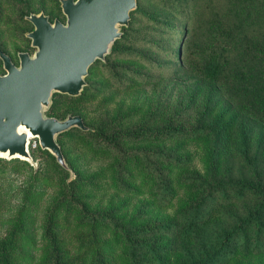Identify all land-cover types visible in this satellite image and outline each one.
Returning a JSON list of instances; mask_svg holds the SVG:
<instances>
[{
    "label": "rangeland",
    "instance_id": "obj_1",
    "mask_svg": "<svg viewBox=\"0 0 264 264\" xmlns=\"http://www.w3.org/2000/svg\"><path fill=\"white\" fill-rule=\"evenodd\" d=\"M141 5L163 20L137 16L129 35L116 43L120 54L112 55L110 49L104 61L90 67L89 89L76 97L53 94L44 115L58 119L83 115L90 131L105 119L122 129L144 122L148 126L162 125L165 120L190 129L210 124L227 109L234 121L232 141L238 139L228 149L240 148L243 137L248 136L251 151L259 150L264 161V0H141ZM39 12L51 21H65L59 0H0V48L15 64L19 52L33 55L36 50L25 36L33 29L25 17ZM177 47H181L180 62L172 53ZM129 48L134 50L127 52ZM210 61L223 69L217 82L200 79L201 67ZM160 69H164V75ZM211 111L213 115L208 117ZM149 115L154 119L146 121ZM56 141L76 170L72 176L55 164L50 152L39 148L36 138H31L28 145L33 163L0 157V242L17 253H26L27 257L16 263H36L46 222L55 212V204L68 192L66 179H74L71 200L75 212L90 215L114 211L125 218L140 214L141 224L169 222L180 199H184L183 192L176 188L175 198L166 207L155 205L146 188L143 194L119 192L113 183L118 173L117 159L130 151L177 147L188 153V167L203 173L213 147L209 137L126 141L99 150L77 130L57 135ZM96 141L94 137L92 142ZM133 173L130 179L139 183L140 176L135 170ZM28 191H40L39 206L37 196L31 202L26 199ZM23 209L28 226L13 239L14 222ZM69 214L59 210L57 230H62L65 246L81 261L84 255L77 252V247L88 239L102 240L108 236V228L100 226L94 231L88 224L80 226L72 214L68 227L65 220ZM2 248L0 245V251Z\"/></svg>",
    "mask_w": 264,
    "mask_h": 264
},
{
    "label": "trees",
    "instance_id": "obj_2",
    "mask_svg": "<svg viewBox=\"0 0 264 264\" xmlns=\"http://www.w3.org/2000/svg\"><path fill=\"white\" fill-rule=\"evenodd\" d=\"M137 16H145L150 21L161 19L144 9L141 0H137L136 9L130 13L129 25L122 27L121 37L111 46L112 55L120 54L116 43L129 35ZM133 50L129 48L127 52ZM180 52L181 47L172 52L179 62ZM158 64L162 67V64ZM160 71L162 75L165 74L164 69ZM89 74L80 95L90 87ZM223 74V69L210 61L201 67L200 79L217 82ZM228 114L232 113L223 110L210 124H198L190 129H183L170 120H165L162 125L148 126L144 122L133 128L122 129L115 127L113 121L105 119L92 131L83 115L71 114L80 115L88 130H70H77L87 136V142L99 150H104L110 144L120 146L126 141H180L209 137L213 147L203 173L189 168L188 153H182L177 147L130 151L121 153L117 159L118 173L113 179L117 191L143 194L146 188L153 203L159 207L171 204L177 194L176 188L183 192L184 199H180L169 222L141 224L140 214L125 218L118 217L114 211L90 215H83L82 211L75 212L71 200L74 179H66L64 185L68 192L55 204V212L46 222L44 243L35 264H264V161L259 157V150L251 151L248 136L243 137L240 148L228 149L232 142L238 141H232L234 121ZM212 115L213 111L207 116ZM152 119L154 116L149 115L145 120ZM94 137L97 141L93 143ZM61 151L68 167L75 174L76 170L68 163L62 147ZM232 156L236 157L235 161ZM55 164L70 175L56 160ZM133 170L140 176L139 183L130 179L134 176ZM36 196V205L39 206L40 191H28L26 199L31 202ZM59 210L65 211L66 215L70 213L65 220L68 227L71 226L72 214L73 219L79 220L77 224L80 226L88 224L94 231L100 226L102 229L108 228V236L102 240L88 239L77 247V252L84 255L81 261L76 260L74 252L65 246L62 230H57L60 225L56 221ZM24 213L23 209L14 222L13 239L19 238L28 226L24 221ZM29 218L27 214L26 220L29 221ZM0 245L3 247L0 264H21L16 263V260L27 257L26 253H17L8 244L0 242Z\"/></svg>",
    "mask_w": 264,
    "mask_h": 264
},
{
    "label": "water",
    "instance_id": "obj_3",
    "mask_svg": "<svg viewBox=\"0 0 264 264\" xmlns=\"http://www.w3.org/2000/svg\"><path fill=\"white\" fill-rule=\"evenodd\" d=\"M65 21L30 13L33 29L25 34L36 50L18 53V64L0 48V157L33 163L29 135L73 175L56 136L72 128L86 131L80 115L64 119L44 115L53 94L76 97L86 85L90 66L104 61L129 25L137 0H59Z\"/></svg>",
    "mask_w": 264,
    "mask_h": 264
},
{
    "label": "bare ground",
    "instance_id": "obj_4",
    "mask_svg": "<svg viewBox=\"0 0 264 264\" xmlns=\"http://www.w3.org/2000/svg\"><path fill=\"white\" fill-rule=\"evenodd\" d=\"M31 137H32V136H31V135H29V139H31Z\"/></svg>",
    "mask_w": 264,
    "mask_h": 264
}]
</instances>
